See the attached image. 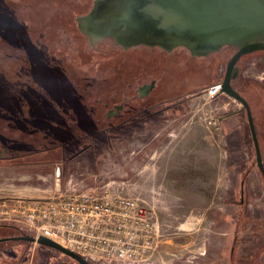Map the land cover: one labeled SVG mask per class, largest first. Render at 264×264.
Listing matches in <instances>:
<instances>
[{
  "label": "rangeland",
  "instance_id": "rangeland-1",
  "mask_svg": "<svg viewBox=\"0 0 264 264\" xmlns=\"http://www.w3.org/2000/svg\"><path fill=\"white\" fill-rule=\"evenodd\" d=\"M93 1L0 0V207L18 190L124 181L156 230L158 248L140 264H264V182L245 113L223 94L203 99L230 58L91 42L77 19ZM237 70L264 160V55ZM6 216L0 239L33 237ZM18 242H0V264H77Z\"/></svg>",
  "mask_w": 264,
  "mask_h": 264
},
{
  "label": "water",
  "instance_id": "water-1",
  "mask_svg": "<svg viewBox=\"0 0 264 264\" xmlns=\"http://www.w3.org/2000/svg\"><path fill=\"white\" fill-rule=\"evenodd\" d=\"M78 29L93 41L111 40L123 50H186L205 58L225 47L235 49L227 61L220 93L239 103L246 114L256 167L264 182V165L249 104L232 87L242 56L264 51V0H94ZM35 243L75 261L83 258L44 238L29 235L0 239Z\"/></svg>",
  "mask_w": 264,
  "mask_h": 264
},
{
  "label": "built area",
  "instance_id": "built-area-1",
  "mask_svg": "<svg viewBox=\"0 0 264 264\" xmlns=\"http://www.w3.org/2000/svg\"><path fill=\"white\" fill-rule=\"evenodd\" d=\"M220 94V85H213L203 99ZM128 185L113 181L87 188L68 182L52 194L8 200L0 209L35 239L47 238L89 264H140L153 256L158 242L152 212L124 193Z\"/></svg>",
  "mask_w": 264,
  "mask_h": 264
},
{
  "label": "trees",
  "instance_id": "trees-1",
  "mask_svg": "<svg viewBox=\"0 0 264 264\" xmlns=\"http://www.w3.org/2000/svg\"><path fill=\"white\" fill-rule=\"evenodd\" d=\"M79 21H80V17L77 19V24H79ZM82 34V33H81ZM83 35V34H82ZM86 37V36H85ZM88 39V38H87ZM90 40V39H89ZM91 42H100V41H93V40H90ZM142 50H145V51H148V49H144V48H142ZM142 50H135L134 52H137V51H142ZM221 52H225V55H226V57L227 58H230L234 53H235V49L234 48H231V47H225V48H223L222 50H221ZM136 55L138 54V53H135ZM138 55H140V54H138ZM253 55H264V51H261V52H256V53H253V54H250V55H246V56H242L240 59H239V61H241L242 59H244V58H246V57H252ZM238 61V62H239ZM238 62H237V65H236V69H237V67H238ZM140 68V69H139ZM139 68L138 69H136V72H133V73H136L137 74V77L136 78H138V77H143L144 76V74L145 73H147V70L148 69H146L145 68V66H143L142 64H140L139 65ZM238 71V70H237ZM236 78V77H235ZM235 78H234V80H235ZM234 80H232V87L235 89V82H234ZM236 90V89H235ZM239 94H240V96H242L245 100H246V102L249 104V102H248V99L246 98V97H244V95L241 93V92H239V91H237ZM164 104V103H163ZM250 107V106H249ZM250 110H251V108H250ZM242 111H243V113H245V111L243 110V108H242ZM251 114H252V118H253V123H254V127H255V132H256V136H257V131H256V129H257V127L255 126V119H254V115H253V113L251 112ZM245 116H246V114H245ZM247 120V119H246ZM246 132H247V135H248V140H249V142H250V140H251V142H252V139H251V135H250V133H249V129H248V125L246 124ZM258 140V139H257ZM64 143H62V145H63ZM261 157H262V162L264 161L263 160V156H262V154H261ZM263 165H264V162H263ZM19 235H26V233L25 232H23V231H20L19 232ZM18 243H21V244H26L27 246H29V249H30V246L32 245L31 243H28V242H18ZM45 248V247H44ZM48 249V248H47Z\"/></svg>",
  "mask_w": 264,
  "mask_h": 264
},
{
  "label": "crops",
  "instance_id": "crops-1",
  "mask_svg": "<svg viewBox=\"0 0 264 264\" xmlns=\"http://www.w3.org/2000/svg\"><path fill=\"white\" fill-rule=\"evenodd\" d=\"M94 147L90 148L91 150L94 149ZM89 151V150H88ZM94 152V151H93ZM96 154V153H95ZM20 155L18 154V157ZM5 158H8L9 157H5ZM11 158V157H10ZM7 166L5 163L2 164L1 167H5ZM83 184V182L81 183ZM84 185V184H83ZM37 193L34 192L32 189L31 190H18V193H14V194H11V195H7V199H16L18 197H24V198H35V197H38L39 195H36ZM227 234H222V236H226Z\"/></svg>",
  "mask_w": 264,
  "mask_h": 264
},
{
  "label": "flooded vegetation",
  "instance_id": "flooded-vegetation-1",
  "mask_svg": "<svg viewBox=\"0 0 264 264\" xmlns=\"http://www.w3.org/2000/svg\"><path fill=\"white\" fill-rule=\"evenodd\" d=\"M107 41H111V40H108L107 39ZM112 42V41H111ZM113 43V42H112ZM139 48H144V47H139ZM144 49H146V48H144ZM147 49H149V48H147ZM151 83L152 84H143L142 86H140L139 88V90H138V93H139V95L140 96H142L143 94H147L151 89H152V87L153 86H155V84H154V80L153 81H151ZM164 102L162 101V102H159L158 104H163ZM144 110V109H143ZM120 112V111H119ZM118 111H117V113H119ZM142 112V111H141ZM116 116H118V115H116Z\"/></svg>",
  "mask_w": 264,
  "mask_h": 264
}]
</instances>
